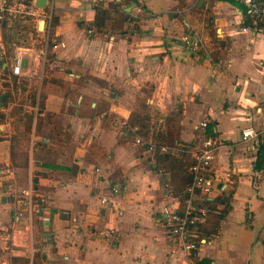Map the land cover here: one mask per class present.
Segmentation results:
<instances>
[{"label":"crops","instance_id":"0c3cea01","mask_svg":"<svg viewBox=\"0 0 264 264\" xmlns=\"http://www.w3.org/2000/svg\"><path fill=\"white\" fill-rule=\"evenodd\" d=\"M114 1L126 14L119 29L107 21L95 30V0H56L47 32L38 30L39 16L23 18L18 1H10V33L33 22L39 40L12 43V54L21 47L20 77L10 75L12 54L0 41V94L35 91L42 104L38 113L37 101L28 106L21 151L5 115L11 102L0 103V264H264V168L253 167L256 152L239 141L247 125L264 133L260 23L232 0ZM185 34L200 41L198 52H184ZM11 77L24 89L13 90ZM139 110L148 125L167 123L175 144L191 152L203 136L218 142L210 232L186 255L162 226L160 207L171 196L154 169V144L120 125ZM25 186L42 209L30 222L17 218L23 205L16 192Z\"/></svg>","mask_w":264,"mask_h":264},{"label":"built area","instance_id":"2783aa9c","mask_svg":"<svg viewBox=\"0 0 264 264\" xmlns=\"http://www.w3.org/2000/svg\"><path fill=\"white\" fill-rule=\"evenodd\" d=\"M10 1L11 0H0V21L4 19L3 15L5 13L15 12L12 5H10ZM12 1H18L22 14L39 16L43 22L40 31L47 32L50 27L56 0H45L44 8L35 7L33 5L34 0ZM232 1L238 3L242 7L243 14L250 19L254 25L260 23L261 31L264 33V0ZM242 30L246 31L247 28H242ZM86 31L90 33V29ZM47 38L46 35L43 38L44 47ZM180 41L184 52L187 54L196 53L200 50V41L191 35L185 34L181 36ZM56 45L57 44H53L52 47L55 48ZM58 45H60V43H58ZM44 47L42 51H44ZM21 57V47H16L9 64L10 75L15 77H20L22 75ZM120 125L121 127H127L126 120L121 121ZM205 126L206 121H200L197 127L203 130ZM130 130L133 129L130 128ZM261 133L262 132L255 130L252 126L247 125L240 129L239 141L244 144L248 150L256 152ZM42 141L46 142V139L42 138ZM134 141L136 144L141 145V141L138 137H136ZM217 145V140L211 136H203L201 138L199 147L191 152V157L194 160L193 164L190 166L191 180L185 188L182 200L178 201V199L171 197L169 201L160 207L162 226L171 237L172 242L177 244L183 255L195 250L198 245L206 243L205 237H198L193 227L197 224H201L206 216L213 211L205 202L208 201L207 197H209L213 191V180L210 173L214 150ZM94 171L98 172V168H94ZM6 172L8 171L6 170ZM106 184L105 182V185ZM109 192H117V186H110ZM16 199L23 205L22 209L17 213V218H27L28 222H30L31 216L38 217L41 214L42 209L39 199L31 186L19 188L16 192ZM106 202L107 199L105 196L100 197L99 203L101 205L105 206ZM24 211H28V215H24ZM33 251L36 252L37 249H33Z\"/></svg>","mask_w":264,"mask_h":264},{"label":"trees","instance_id":"16d2710c","mask_svg":"<svg viewBox=\"0 0 264 264\" xmlns=\"http://www.w3.org/2000/svg\"><path fill=\"white\" fill-rule=\"evenodd\" d=\"M95 2L96 3H94L92 6L94 11L93 26L95 30L97 31L103 28L105 22L107 21L110 24V28L112 27V29H119L126 14L123 12L118 13V3L114 0L109 1L106 7H103L100 1ZM0 31V41L3 44L5 55L9 57L12 54V48H8L7 40L11 38V31L10 27H8L6 19L0 21ZM3 32H6V35H4ZM12 43L13 42L10 44ZM4 62L5 65L1 68V70L6 74L8 71V63H6V61ZM11 82L13 85L12 88L15 90L14 85L16 78L12 77ZM20 84L23 83L21 82ZM8 93V91L4 92V98L1 102V105H5L7 102L9 97ZM39 95L41 96V94ZM41 104L40 98L39 101H37V113L41 109ZM147 117L148 116L145 115L142 110L132 112L126 119L127 127H123L125 129L124 131L139 136L145 142V144H154V169L165 176L163 183L166 185L170 196L178 199V201H181L184 196L185 188L191 180L190 166L194 162L193 158L191 157V150L185 146H178L175 144L172 137V129L167 125V123L155 126L152 122L150 125H148L146 123L148 120ZM1 120L2 116L0 114V121ZM27 120L28 123H26V131L29 133L31 116L28 117ZM35 120L36 122L38 121V115H36ZM130 128L133 130L130 131ZM161 147L169 148L168 152H159ZM253 165L255 169L264 168V133H261L259 136V145ZM217 200L224 204L223 210L221 211V213H223V211L227 210L228 208L226 198L220 196L217 198ZM205 203L210 207L213 206V202L211 201H206ZM211 213H213V211ZM210 214L206 216L205 220L201 224H197L193 227L198 237H205L207 234H209L210 231L206 230V221ZM201 261L204 262L203 259H201Z\"/></svg>","mask_w":264,"mask_h":264},{"label":"rangeland","instance_id":"374dc122","mask_svg":"<svg viewBox=\"0 0 264 264\" xmlns=\"http://www.w3.org/2000/svg\"><path fill=\"white\" fill-rule=\"evenodd\" d=\"M6 13L3 15L5 18ZM25 17L23 18H26ZM33 22H22L16 24L15 28L17 29L16 32L11 34V38L7 40V46L8 48H14L13 44H10L11 42H14L15 44H20V45H28L30 39H34L35 43L37 40H39V35H36L37 33L34 32L32 29L33 27ZM41 27H39L38 30H40ZM1 34V31H0ZM4 35H6V32H3ZM6 37V36H5ZM31 41V40H30ZM12 80V77H11ZM21 81H17L15 85L20 88L24 89V86L20 84ZM23 83V81H22ZM8 102H11L10 110L6 112L7 117H12V129H14L15 134L18 136L17 137V147L23 151V148L25 146V139L28 136V133L26 131V123H28L27 118L30 117V113L28 112V106L34 107L36 104V101H39L41 98L40 95L36 96L35 91L30 92L28 95H25L23 93H18V92H12V94L8 93ZM37 98V99H36ZM33 102V103H32ZM36 107V106H35ZM32 110H30L31 112ZM17 125V126H16Z\"/></svg>","mask_w":264,"mask_h":264},{"label":"water","instance_id":"95a60500","mask_svg":"<svg viewBox=\"0 0 264 264\" xmlns=\"http://www.w3.org/2000/svg\"><path fill=\"white\" fill-rule=\"evenodd\" d=\"M33 5L35 7L44 8V6H45V0H34ZM42 23H43L42 20H39L37 22V28L38 29H39V27L42 26ZM2 100H3V94H0V103L2 102Z\"/></svg>","mask_w":264,"mask_h":264}]
</instances>
